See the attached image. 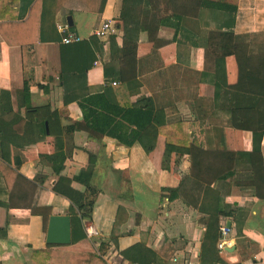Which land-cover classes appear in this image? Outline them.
Segmentation results:
<instances>
[{
  "label": "crops",
  "instance_id": "0c3cea01",
  "mask_svg": "<svg viewBox=\"0 0 264 264\" xmlns=\"http://www.w3.org/2000/svg\"><path fill=\"white\" fill-rule=\"evenodd\" d=\"M36 1L29 25L1 29L14 44L0 33V135L5 136L0 139V264H35L32 253L49 245V215L67 214L71 229L75 216L68 213L69 200L53 191L57 182L81 193L90 184L98 192L90 220L81 222L85 237L53 244L43 257L46 264H264V103L256 110L230 111L242 118L255 115L262 127L258 155L251 156L250 129L227 126V94L213 83L217 49L206 39L208 31L232 25L234 41L244 42L264 66V0H0V14L11 16H0V23H21ZM202 1L234 2L235 11L202 7ZM103 20H110L115 32L99 39L93 30ZM57 24L86 41L89 50L83 60L74 48L63 54L65 70L86 69L83 79H66L65 89L59 40L43 44L46 78L39 64L33 67L29 104L46 107L41 114L56 121L61 134L54 143L52 136L38 137L35 127L24 125L17 40L33 43L41 35H61ZM126 36L135 48L122 59ZM121 65L133 68L134 77L117 100L148 106L152 121L164 120L150 122L128 145L106 132L125 136L134 126L117 116L101 123L107 115L101 108L116 104L114 96L99 99L101 108L83 103L112 85L105 82L103 68L115 71ZM224 69L227 84L234 83L233 56L224 59ZM174 121L210 149L221 148L212 126L224 130L225 148L234 151L233 173L202 181L190 172L185 152H172L169 170L161 168L165 139L158 129L168 130L165 123ZM57 148L65 158L54 172L57 160L51 155ZM87 224L94 228L92 237L85 234ZM221 225L229 228L225 235Z\"/></svg>",
  "mask_w": 264,
  "mask_h": 264
},
{
  "label": "trees",
  "instance_id": "16d2710c",
  "mask_svg": "<svg viewBox=\"0 0 264 264\" xmlns=\"http://www.w3.org/2000/svg\"><path fill=\"white\" fill-rule=\"evenodd\" d=\"M201 5L202 7L205 6L206 8H212V10H228L231 12V14H233L235 11L234 2L229 5L228 3L225 4L224 2L202 1ZM36 8L37 1L31 5L28 16L21 23H0V33L6 43L14 44L11 43L13 41L8 39L2 33L1 29L10 27H26L27 25H29V23H31V19L34 16ZM0 16L11 17L10 14H0ZM220 28L225 29L208 31L206 36L207 40L212 39V42H214L217 49L216 51L212 52L215 64V79L213 80L214 88H216V91L220 90L223 93L227 94V126L232 129H250L252 134L250 155H258V147L262 127H258V121L256 123V116L247 115L244 117L246 119L245 121L242 116H238L236 114L230 115V111L234 110L237 112L238 110L248 108L256 110L258 104L264 103V101H261L262 99H257V96H261V98L264 96V82H262L264 80V66H259L260 64L257 62L258 59L256 58V54L247 53L246 44L244 42L234 41L232 25H221ZM61 37L62 34H55L54 36L51 34L45 36L41 35L37 37L34 41H32L33 43L23 40H17V44L20 46L22 70V88L19 89L17 92L22 95V97L25 99L23 102L25 108L24 125L26 126V130L27 126L35 127L36 135L38 137L42 138L46 135L52 136L54 143L57 138L60 137L61 130H56V121L54 120V118L51 117V115L41 114L42 109H47L46 107L30 106L28 98V88L35 84L33 78V67L35 65L39 64L41 66V76L42 78H46L44 71V42L51 38L55 40L57 39L61 42ZM86 43L87 42L84 40L67 44L61 43L60 61L62 67V75L60 84L62 85V88L65 89L64 81L66 79L70 77H78L80 79H83L86 71L84 67H82V69H78L79 72L65 70L63 54H65L67 50L74 48L75 51L78 52V57H81L83 60V54L87 53V50H89ZM29 44H34L33 51L31 52L28 51L29 47L27 46H29ZM134 48L135 47L132 38L128 36L123 37L122 46L119 49L120 55L118 57L122 59H127L131 54L134 53ZM227 56H233L236 64V80L232 84H227L226 82L224 59ZM103 76L105 78L106 83H111L113 80L112 78H115L116 81H113L115 82V84L104 88L102 94L83 98V103L86 105H91L94 108H101V106L97 104L99 99H103L104 96H114L116 98V104L114 102H111L112 104H106L105 106H103L104 108H101L104 110V113L107 114L104 115V119H102L101 123L108 124L112 120V117L117 116L120 120L127 122L128 125L130 124L134 126V129L127 133L125 136L110 131H107L106 133L116 136V138L121 143L128 145L136 140L143 128L150 122H157V124L159 125L160 123H163V119H157L152 121V109L150 107L142 105L136 108L130 104H121L117 100V96H119L120 93L125 92V90L129 91V81L131 78L134 77L133 68L131 70V68L127 65H121L114 71L111 67L105 66L103 68ZM62 101L64 103H67L68 101H70V99L67 98L64 94L62 97ZM108 113H110V115H108ZM90 124H95V122L91 121ZM165 126L166 128H168V130L164 131L161 130V128L158 129V132L162 134L165 139L162 161L160 162L161 168L169 170V165L167 161L169 155L172 152H176L179 154L185 152L189 155L190 158V172L196 177L200 178L202 181L211 176H213L212 178H214V176L217 177L219 174L223 176L225 174L233 173L234 151H230L225 148L224 136L221 135V132H224V130L217 129L215 128V126H212V133L214 136H217V134L220 133V139L218 141L221 145V148L210 149L208 147H203L200 142L196 138H194L192 134L188 132V130H186L185 124L183 122L174 121L168 124L165 123ZM0 139L5 140V136L3 137V135H0ZM51 156L57 160V165L55 168H53V171L56 172L60 165V162L65 158V154L61 151L60 148H57V151ZM208 158H211L214 164H212V162L210 163V160L208 162ZM52 189L54 192L65 196L69 200L70 206L68 207V213L71 216L72 214L75 216L74 218L73 216L71 217L72 222L70 229V243H74L78 240L83 239L85 236L82 232L81 222H88L90 220L93 202L98 190L92 185L88 184L86 190L81 193L79 191H76L75 189L62 185L59 182L55 183ZM100 245L102 246L103 244ZM52 246L53 244H49L44 249L36 250L34 251V253H40V259H43V257H45L49 251H52V249H50V247ZM34 253H32L31 259L34 261L35 264H46L44 259L42 262L37 260L39 258H35ZM90 257L92 256L90 255Z\"/></svg>",
  "mask_w": 264,
  "mask_h": 264
},
{
  "label": "built area",
  "instance_id": "2783aa9c",
  "mask_svg": "<svg viewBox=\"0 0 264 264\" xmlns=\"http://www.w3.org/2000/svg\"><path fill=\"white\" fill-rule=\"evenodd\" d=\"M56 29L62 33L61 37V43L67 44L72 42L80 41V38L73 32L68 31L65 26L56 25ZM115 27L113 26L112 22L110 20H103L99 23V25L94 28L93 35L99 39L107 38L108 36L114 34ZM111 84H115L113 81ZM85 234L87 237H92L94 235V228L87 224L84 226ZM229 231V228L221 225L219 228V232L221 235H225ZM222 243H218V248H222Z\"/></svg>",
  "mask_w": 264,
  "mask_h": 264
},
{
  "label": "water",
  "instance_id": "95a60500",
  "mask_svg": "<svg viewBox=\"0 0 264 264\" xmlns=\"http://www.w3.org/2000/svg\"><path fill=\"white\" fill-rule=\"evenodd\" d=\"M69 224V216L67 214L49 215L46 222L45 242L55 245L68 244L70 241Z\"/></svg>",
  "mask_w": 264,
  "mask_h": 264
}]
</instances>
